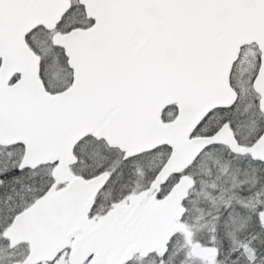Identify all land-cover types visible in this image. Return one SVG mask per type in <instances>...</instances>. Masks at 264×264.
<instances>
[{"label":"snow or ice","instance_id":"snow-or-ice-1","mask_svg":"<svg viewBox=\"0 0 264 264\" xmlns=\"http://www.w3.org/2000/svg\"><path fill=\"white\" fill-rule=\"evenodd\" d=\"M0 264H264V0H0Z\"/></svg>","mask_w":264,"mask_h":264}]
</instances>
